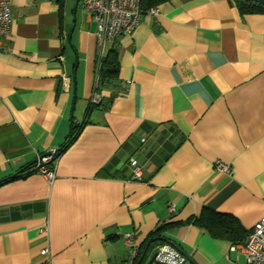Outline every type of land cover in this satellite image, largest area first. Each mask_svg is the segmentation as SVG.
I'll list each match as a JSON object with an SVG mask.
<instances>
[{"label": "crops", "instance_id": "crops-1", "mask_svg": "<svg viewBox=\"0 0 264 264\" xmlns=\"http://www.w3.org/2000/svg\"><path fill=\"white\" fill-rule=\"evenodd\" d=\"M5 1L0 264H121L126 232L139 254L173 246L150 242L160 237L183 264H245V241L187 219L204 206L229 214L246 240L264 216V13H242L235 0H168L108 42L80 0ZM113 44L117 76L95 91L96 60ZM72 119L81 126L52 163L54 180L24 174L78 130Z\"/></svg>", "mask_w": 264, "mask_h": 264}, {"label": "built area", "instance_id": "built-area-1", "mask_svg": "<svg viewBox=\"0 0 264 264\" xmlns=\"http://www.w3.org/2000/svg\"><path fill=\"white\" fill-rule=\"evenodd\" d=\"M143 0H80L83 9L86 11L91 21L94 23V33L98 41L114 42L119 36L129 34L137 27L141 16V2ZM157 12L156 6L148 9V13L153 15ZM10 11L9 4L5 0H0V37H4L9 32ZM99 103L98 97L94 96L90 100V106ZM54 162L53 154L41 156L28 173L37 172L51 183L55 178L53 167L48 163ZM129 165L132 170V178L139 179L141 175L140 166L135 158H129ZM214 167L221 172L228 173L230 168L220 160H215ZM24 175V174H23ZM22 175V176H23ZM168 211L173 212L172 204L168 206ZM122 240L127 247V253L121 264H135L139 254V248L131 232L122 234ZM232 245L230 250H235ZM154 261L164 264H183L185 257L179 253L175 247L169 244H159L156 248ZM242 253L245 257V264H264V216L257 220L248 230Z\"/></svg>", "mask_w": 264, "mask_h": 264}, {"label": "trees", "instance_id": "trees-1", "mask_svg": "<svg viewBox=\"0 0 264 264\" xmlns=\"http://www.w3.org/2000/svg\"><path fill=\"white\" fill-rule=\"evenodd\" d=\"M165 1L168 0H143L140 6L141 12ZM235 3L239 11L242 13H264V0H235ZM118 67L117 48L113 44L104 57H98L96 60L94 90L97 91L100 85H104L115 80L118 73ZM80 126H78L79 128L77 127L78 130L76 132H74V128L72 129L71 134L61 144L58 150L53 153V160H55L59 154L77 137ZM52 163L53 162H50L48 165L52 166ZM33 166L29 167L30 170ZM27 172H29V170L23 173L25 174ZM187 222L200 227L213 238L226 239L232 243L245 241V232L235 217L229 214L216 212L206 206L201 209L198 216L187 219Z\"/></svg>", "mask_w": 264, "mask_h": 264}, {"label": "water", "instance_id": "water-1", "mask_svg": "<svg viewBox=\"0 0 264 264\" xmlns=\"http://www.w3.org/2000/svg\"><path fill=\"white\" fill-rule=\"evenodd\" d=\"M78 0H76L77 2ZM77 125L75 120H70V129L72 128V126H75ZM58 150V148H55L53 151H48L46 152L45 154H53L55 153L56 151ZM156 240H160V241H166L168 243H171L177 250H179V248L177 246H175L172 242L170 241H167L165 240L164 238H160V237H154L150 240L151 241H156ZM182 255H185L186 254L184 252H182L181 250H179ZM155 255H156V251L153 249L151 251H147V246L140 252L139 256L137 257L136 259V262L135 264H140L141 262H143V264H151L153 261H154V258H155ZM156 264H164V263H161V262H155Z\"/></svg>", "mask_w": 264, "mask_h": 264}, {"label": "rangeland", "instance_id": "rangeland-1", "mask_svg": "<svg viewBox=\"0 0 264 264\" xmlns=\"http://www.w3.org/2000/svg\"><path fill=\"white\" fill-rule=\"evenodd\" d=\"M80 8V7H79Z\"/></svg>", "mask_w": 264, "mask_h": 264}]
</instances>
